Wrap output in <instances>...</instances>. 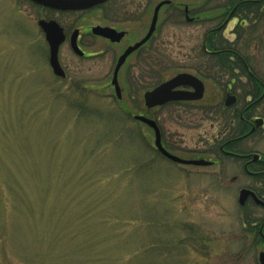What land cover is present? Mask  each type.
Here are the masks:
<instances>
[{
    "label": "rangeland",
    "instance_id": "rangeland-1",
    "mask_svg": "<svg viewBox=\"0 0 264 264\" xmlns=\"http://www.w3.org/2000/svg\"><path fill=\"white\" fill-rule=\"evenodd\" d=\"M160 1L114 0L67 14L0 0V264H260L262 249L237 216V189L215 179L217 168L163 158L153 130L133 118L158 119L166 146L180 157L202 149L210 122L184 107L148 110L144 93L186 72L208 80L203 102L218 100L215 81L225 77L207 70L200 51L207 29L237 0H172L179 15L164 8L154 39L120 73L121 101L111 86L118 55L147 33ZM186 5L202 25L186 23ZM40 19L68 32L113 24L129 36L115 45L86 37L92 58L64 43L61 79ZM233 22L225 36L235 43ZM255 33L244 54L264 79V23Z\"/></svg>",
    "mask_w": 264,
    "mask_h": 264
},
{
    "label": "flooded vegetation",
    "instance_id": "flooded-vegetation-1",
    "mask_svg": "<svg viewBox=\"0 0 264 264\" xmlns=\"http://www.w3.org/2000/svg\"><path fill=\"white\" fill-rule=\"evenodd\" d=\"M23 1L49 12H57L38 6L29 0ZM113 1L114 0H109L104 4L91 8L90 10L65 13H86L94 10H103ZM248 1L255 3V6H257V4L264 5V0H237V4L231 7L224 14V20L218 23V25L208 28L204 36L202 50L204 51L205 56L204 58L202 57L203 59H228L234 62L240 60L245 67L244 70H237L236 68L230 72V74H233L232 76L228 75L222 80L215 81V83L220 86V92L219 95H217V98L219 99L203 102L204 99L208 98L209 92L207 91L206 84V81L208 80H204L200 75H195L204 84V93L201 99L174 101L153 109H159L162 111L164 108L169 106H173L175 108L184 107L185 109L190 110L193 117L195 115L197 119H203L204 122H210L211 127L206 129L203 134L202 149H193L191 152L192 156L187 158L189 160L203 159L208 161L210 164L204 166L188 165L186 167L219 169L217 172L218 176L215 179L222 182V184L227 181L230 185L237 189V203L239 209L237 216L239 220L242 221L245 236L252 237L253 247H261L262 251L260 252H264V79L257 76L253 69L248 66L250 62L249 57L245 54L237 52L238 40L244 39L245 42L249 39L248 44L250 45L253 42L252 34L257 35V33H255L256 30H245L249 24L246 22V18L244 19V16H242V8L238 6L242 2ZM155 7L150 18L148 31L153 21ZM164 8L178 9L177 5L172 0L171 4L164 6L161 11ZM177 9L176 11H178ZM146 10L147 8L144 6L142 8V13H140L142 15V19H145L144 14L146 13ZM161 11L159 13L156 30L152 38L144 46L140 47L128 57L126 63L121 68L120 73L125 68L128 60L135 55H141L143 48L154 39L159 24L161 23ZM183 15L186 23L189 25L203 24V22L201 23L199 21V14L193 13L189 6L187 9L184 7ZM227 18H230V21H225ZM129 20L130 19L128 18V21ZM232 21L234 22L233 27H231V34L237 37V41L235 43L230 42L225 36V31L228 26L232 24ZM255 25L257 24L255 23L252 26ZM96 26L110 27L116 29L117 31H123L125 32V36L120 42H112L107 38L94 34L92 29ZM244 26L246 27L244 28ZM76 31L78 32V45L85 53L84 56H79L81 58H92L94 56V54L86 52L82 46V42L86 37H90L92 39H103L108 43L115 45L120 44L126 37L129 36L128 30L121 29L116 25L96 24L84 28H75L72 32H68L67 29L64 28V33L66 35L64 43L68 42L70 44L71 36ZM145 35H143V37ZM241 35H244V38H240ZM248 35L251 37L248 38ZM221 40L223 41L222 45L224 44V47H220V45L213 46L211 44L214 41ZM138 41H132L127 44L118 55L117 61L127 48L133 46ZM63 69L66 73V69L64 67ZM209 80L213 81L212 79ZM111 86L113 87L112 84ZM180 90L186 91L190 95L195 94L196 92L191 86L181 87ZM154 120L160 127L158 119L155 118ZM162 142L164 147L173 153L170 150L171 148L169 149V147L166 146L163 133ZM230 168H232V172H229Z\"/></svg>",
    "mask_w": 264,
    "mask_h": 264
},
{
    "label": "water",
    "instance_id": "water-1",
    "mask_svg": "<svg viewBox=\"0 0 264 264\" xmlns=\"http://www.w3.org/2000/svg\"><path fill=\"white\" fill-rule=\"evenodd\" d=\"M33 3L62 12H74V11H85L95 6L106 3L109 0H30ZM171 4L170 0H163L159 2L154 10L153 21L148 33L136 44L130 46L126 51L119 57L117 65L114 70V75L112 79V84L115 87L116 96L118 99H122V88L119 84V73L123 65L126 63L128 57L138 50L140 47L145 45L153 36L157 22L159 19V13L165 5ZM188 6H186V9ZM39 26L45 34L46 41L49 45V61L55 75L59 77H66V73L62 68L59 60V52L61 45L66 40V35L64 33V28L56 20H45L41 19L39 21ZM92 32L96 35L102 36L111 40L112 42H120L125 36V32L117 31L114 28L96 26L92 29ZM77 31L71 36V48L73 52L79 56H84V51L79 47L77 41ZM191 86L195 89V94H188L186 91H181V87ZM204 93V84L196 76L189 73H180L173 77L172 79L162 83L153 90L147 91L144 94L145 105L148 109H152L158 106L165 105L174 101H190L195 99H201ZM134 119L147 125L154 131V144L156 149L167 159L172 162L181 165H195L203 166L209 165L208 161L203 159L200 160H189L181 158L177 155L172 154L162 144L161 130L152 118L144 115H135ZM244 194V193H243ZM242 194V195H243ZM260 264H264V252L259 254Z\"/></svg>",
    "mask_w": 264,
    "mask_h": 264
},
{
    "label": "trees",
    "instance_id": "trees-1",
    "mask_svg": "<svg viewBox=\"0 0 264 264\" xmlns=\"http://www.w3.org/2000/svg\"><path fill=\"white\" fill-rule=\"evenodd\" d=\"M235 6L232 5L230 7ZM240 8H242V16H244V19L246 18V22L249 24L248 27H246L245 30H257L259 27H261V25L264 23V5L261 4H257V6H255V3L253 2H242L238 5ZM255 8V9H254ZM177 9V8H176ZM179 10V9H178ZM255 11V12H253ZM177 14L179 15V11H177ZM257 24L255 26H252L254 24ZM251 24V25H250ZM252 28V29H251ZM244 30V31H245ZM243 37L244 35H241L240 38ZM250 37V36H249ZM243 39H240L237 41V52L244 54V46L248 45V43H245L241 46V42ZM223 41H214L211 44L213 46H218L220 45V47H224V44L222 45ZM240 46L242 47V50L240 48ZM244 47V48H243ZM201 56L204 58L205 53L203 50L200 51ZM206 68L207 70L215 76H222V77H227L228 75H233L230 74V72H232L234 69L237 68V70H244L245 67L242 64V62L240 60H237V62L234 61H230L228 59H208L206 60ZM251 69H253L250 65H248Z\"/></svg>",
    "mask_w": 264,
    "mask_h": 264
}]
</instances>
